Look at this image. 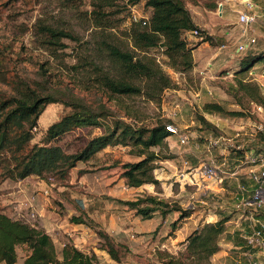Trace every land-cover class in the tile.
I'll return each mask as SVG.
<instances>
[{
  "label": "rangeland",
  "instance_id": "obj_1",
  "mask_svg": "<svg viewBox=\"0 0 264 264\" xmlns=\"http://www.w3.org/2000/svg\"><path fill=\"white\" fill-rule=\"evenodd\" d=\"M9 1L0 0V91L7 93L11 91L12 81L35 79L36 73L43 69L45 75L57 86H74L88 99L93 98L96 93L100 94L101 89L95 82L92 64L100 68L107 67L103 44L110 42L131 49L126 36L131 13H136L137 16L149 14L142 3L127 8L126 0H111L113 5L107 10L112 12L110 22L115 27L104 30L97 28L92 19V0ZM183 1L190 14L197 18L199 28L211 33L213 37V43H202L194 49L196 60H200L202 64L199 71L193 73L192 69L187 74L175 72L168 66L167 58L161 50L152 49L149 54L155 57L162 70L173 80L175 87L164 90L158 102L147 101L141 96L113 97L107 102L116 112L123 113L128 108L138 114L140 122L137 124L150 126L159 121H170L180 132L190 135V141L186 144H181L176 135L167 138V149H163L162 153L174 158L158 162L154 175L159 183L144 184L139 188L128 187L121 177L120 166L125 162H134L137 158L130 154L128 147L109 146L98 155L99 159L93 161L94 165L78 163L64 181L50 180L46 184L35 176H30L20 181L6 180L0 184V208L44 229L45 222L53 229L52 235L58 252L62 239L67 236L63 229L67 227L57 225L69 223L71 217L81 211L79 205L75 204L79 200L85 205L84 211H81V214H85L83 223L95 234L89 244L81 248L88 253L94 252L98 257L97 264H161V258L166 257V254L178 256L184 252L185 244L182 242L186 236L202 224L216 220L221 212L217 210L230 215V220L226 222V230L220 237V250L206 264H248L250 256L264 264V249L254 248L248 253L243 252L230 240L235 230L243 233L242 229H249L246 225L250 226L253 222L240 218L239 211H232L234 207H240L229 205L231 196L236 191L241 196L233 186H237V178L246 176L248 170L243 168L238 175H231L226 173L221 164L229 156V150L237 144L259 141L260 134L256 126H262L264 136V108L259 109L251 104L249 117H228L202 112V104L208 98L224 104L228 109L239 108L225 92L227 84L233 83V70L239 59L237 54L242 53L236 51V48L249 37L256 39L253 48L262 47L264 17L260 16L255 24L245 27V32H242L244 26L238 23V13L248 11L247 8L233 7L232 11L230 7H226L228 14L221 17L218 15L220 5L216 3L217 0ZM211 4L216 5V8H211ZM208 9H211L210 14ZM43 25L66 31L76 39H61L64 46L49 45L44 42L47 39L41 34L40 28ZM225 31L234 36L230 39L229 35H222ZM187 38L189 44L195 43L193 38L199 40L190 33ZM222 45H226L228 54L223 56L225 59L216 63L214 71L208 75V63L219 58L215 55L208 59V53L217 52V48ZM198 66L199 63H196V67ZM257 70L254 77L257 81H254L260 84L264 80L260 78V69ZM203 75L206 76L205 79H202ZM213 75L216 76L214 79L208 77ZM104 99H109L107 94ZM67 111L68 108L62 103L46 104L38 119V126L34 129L32 143L38 141L49 124ZM198 114H203L219 128L220 136L223 137L219 147L207 149L204 131L196 123ZM93 133L96 131L77 129L63 136L57 143L72 152L81 147ZM153 149L158 150L157 147ZM209 159H214L219 166L214 177H207L200 171L201 164ZM83 168L92 171L80 173ZM249 181L252 188L253 182ZM140 195H154L177 202L192 213L190 217L177 221L175 228L171 222L177 220L176 213L168 214L166 219L157 213L150 219L137 217L135 228L123 233V229L131 227L130 223L135 216L121 201L134 200ZM260 211L250 210L252 216L260 214ZM245 221L246 225L242 223ZM100 233L108 234L115 243L126 245L125 251L120 250L124 253L120 263L99 249ZM16 251L17 264H20L27 252L23 246H18ZM186 262L191 264L190 261Z\"/></svg>",
  "mask_w": 264,
  "mask_h": 264
},
{
  "label": "trees",
  "instance_id": "obj_2",
  "mask_svg": "<svg viewBox=\"0 0 264 264\" xmlns=\"http://www.w3.org/2000/svg\"><path fill=\"white\" fill-rule=\"evenodd\" d=\"M125 3L127 8L142 3L149 14L137 16L131 13L130 26L126 32L131 49L110 42L103 44L107 67L100 68L92 64L100 94L96 93L88 99L74 86H57L45 75L43 69L36 73L35 79L12 81L9 93L0 91V184L6 180L20 181L30 176L46 184L50 180L64 181L78 163L94 165V160L99 159L98 155L109 146L128 147L130 154L137 158L134 162H125L120 166L121 177L128 187L139 188L144 184L159 183L154 175L158 162L174 158L162 153L163 149H167V138L173 135L167 129L170 121H159L150 126L137 124L140 122L138 114L126 107L123 113L116 112L107 102L113 97L135 96L158 102L163 91L174 88L175 84L155 57L149 54L150 50L160 49L171 69L187 74L194 67L193 50L203 42L213 43V37L194 23L183 0H126ZM112 5L111 0H92L90 14L97 28L106 30L115 27L110 22L112 12L107 10ZM210 7L216 8V5L211 4ZM40 29L47 39L44 42L49 45L64 46L61 39H76L66 31L51 26L43 25ZM194 30H198L196 37L199 40L189 44L187 34H192ZM253 45L239 56L233 70V83H228L225 90L239 108L228 109L224 104L210 99L203 102V113L249 117L251 104L264 108L263 86L254 78L257 69L264 70V46L255 49ZM105 94L109 99H104ZM49 103H62L68 111L49 124L43 136L32 143L38 119ZM196 123L204 131L205 141L208 142L209 135L220 136L219 128L203 114L196 116ZM86 128L96 133L86 138L84 144L75 151L69 152L57 143L63 136ZM258 132V142L237 144L229 150L228 159L224 158L225 162L221 163L226 173L236 175L238 169H243L240 167H243L241 161L245 154L264 152L263 130ZM155 147L157 151L153 149ZM89 171L92 170L83 168L79 172ZM247 184L239 179L233 189L239 190L238 186L244 187ZM231 199L230 206L240 207L242 198L238 191ZM121 204L140 219H150L156 213L162 218L176 213L177 220L171 222L174 228L177 221L190 217L192 213L177 202L154 195H140L134 200L121 201ZM251 209H260V214H253V217L264 221V209L247 207L245 214L251 213ZM232 211H239V217L242 213L241 208L234 207ZM217 212H220V216L216 220L202 224L186 236L182 242L185 244L184 252L178 256L166 254V257L161 258V264H189L186 261L206 264L220 250L219 240L226 230V222L230 220V215L224 214L222 210ZM71 221L83 223L79 216L71 217ZM242 223L247 224L246 221ZM246 226L249 229H242L244 235L235 230L230 237L233 245L240 247L243 252L248 251L245 236L250 233L251 224ZM100 238L99 249L120 263L124 255L120 250L125 251L126 245L115 243L105 233H100ZM61 244L58 252L53 235L42 226L16 218L0 208V264H17L18 246L25 247L27 252L20 264H97V255L79 249L72 239L64 238Z\"/></svg>",
  "mask_w": 264,
  "mask_h": 264
},
{
  "label": "built area",
  "instance_id": "obj_3",
  "mask_svg": "<svg viewBox=\"0 0 264 264\" xmlns=\"http://www.w3.org/2000/svg\"><path fill=\"white\" fill-rule=\"evenodd\" d=\"M243 3H245L242 0ZM246 4V3H245ZM264 15V13H263ZM259 19V15L255 13H250L248 11H240L238 13V23H240L243 28V32H245V27L252 26ZM198 30H194L192 32L193 35H198ZM256 42L254 37L246 38L244 43H239L236 51L244 52L250 46H252ZM261 109V107H258ZM167 129L173 134L178 136L179 142L181 144H186L190 141V135L188 133L180 132L176 126L172 124L167 125ZM257 131L263 130L261 125L256 126ZM223 137H212L208 136V147L207 149H214L220 146ZM187 163V162H185ZM243 167L247 168V175L249 179L253 182V187L251 188V194L246 199H241L240 208L242 209V213L240 218L249 219L253 221L251 224L250 233L245 236L246 245L248 247V251H251L254 248L264 249V221L256 220L252 216L251 213L245 214V208H264V152H260L258 154L247 153L245 154L243 160L241 161ZM219 166L214 159H209L206 162H203L200 166V171L203 175L207 177H214L218 173ZM231 175H234L232 173ZM240 191H243L244 188L242 186H238ZM248 264H260L258 261L253 260L250 256L248 260Z\"/></svg>",
  "mask_w": 264,
  "mask_h": 264
},
{
  "label": "crops",
  "instance_id": "obj_4",
  "mask_svg": "<svg viewBox=\"0 0 264 264\" xmlns=\"http://www.w3.org/2000/svg\"><path fill=\"white\" fill-rule=\"evenodd\" d=\"M216 3H218L220 5V9H219L220 12L218 13V15L221 16V17H223L225 15V13L228 14L227 13V11H228L227 8H229V7H230V10H232V11L234 10L233 7H239L237 9L247 8L250 13H255V14L259 15V18H260V16L261 17H264V15H263V13H264V0H245V3L246 4L243 3L242 0H217ZM210 13H211V9H208V14H210ZM191 16H192V19H193L194 23L197 26H199V24L197 23V18L193 14H191ZM260 28L263 29V26H260ZM208 29H210V28L208 27ZM220 31L218 32L219 34H220ZM241 31H242V29H241ZM218 33H217V35H219ZM223 33L224 34H222V35H225V34L226 35H229L228 37L230 39L234 36L232 33L227 32V31H225ZM192 40H194L195 42H197V39L196 38H193ZM203 43H206V42H203ZM261 46L263 47L264 44H262ZM217 50H218L217 52H215V51H209V53H208L209 54L208 55V59L211 58V57H213V56H215V55H216V57H219L215 62H212V63L209 62L208 63V70H207L208 75H210V73L212 71H214V67H215L216 63L218 64L221 60L225 59L223 56L225 54H228V50L226 48V45H222L221 47H218ZM219 55H221V56H219ZM240 55H241V53H238L237 54V56H240ZM193 61H194V64L195 65L193 67V71L192 72L194 73V71H196V70L199 71V67H201V65H202L200 63V60H198V61L196 60L194 50H193ZM196 63H199V66L198 67H196ZM200 72H201V70H200ZM259 73L261 74L260 75V78L261 79L263 78V80H264V70L259 71ZM208 77L210 79H214L216 76L213 75V76H208ZM205 78H206V76L203 75L202 76V79H205ZM260 84L263 86V93H264V81H263V83L261 81ZM208 100H210V99L208 98ZM208 100H206V101H208ZM241 170H243V169H238V171H237L236 174L238 175ZM234 178L236 179V177H234ZM239 179H243L246 183H248L246 186L243 187L244 190L243 191H240L241 198L242 199H245L244 194H247V197H248L250 195V193H251V191H250L251 190V183H250V181L248 179L247 173H246V176H240ZM239 179L237 178V183H238ZM75 204L76 205H79V208H80L81 211H84V208H85L84 206L85 205L82 204L79 200L78 201H75ZM81 211L77 215H75V216H79V217H82V219H84V215L85 214H81ZM166 217H165V219H166ZM69 223H61V224L57 225V227H65L66 226L67 228L63 229L64 233H66V235H67L65 238L72 239L74 245L76 247H78L79 249L83 250L81 248V246L84 247L85 245H88L89 242L91 241V238L95 234L91 231L90 228H87L84 225V223H76V222H73L71 220H69ZM137 223H138V218L137 217L133 218L132 219V222L130 223L131 227L123 229L122 232L123 233H128L129 229L135 228V226H136ZM43 226L45 227V230L48 233L52 234L53 229L50 228V226H47V224H45V222H43ZM61 246H62V244H61ZM93 249H95V248H93ZM85 250L88 251L87 249H85Z\"/></svg>",
  "mask_w": 264,
  "mask_h": 264
}]
</instances>
